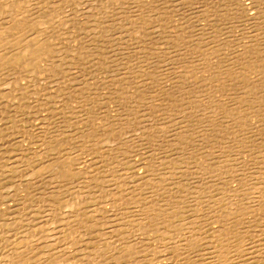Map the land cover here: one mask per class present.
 <instances>
[{
    "label": "rangeland",
    "instance_id": "374dc122",
    "mask_svg": "<svg viewBox=\"0 0 264 264\" xmlns=\"http://www.w3.org/2000/svg\"><path fill=\"white\" fill-rule=\"evenodd\" d=\"M263 31L264 0H0V264H255Z\"/></svg>",
    "mask_w": 264,
    "mask_h": 264
},
{
    "label": "bare ground",
    "instance_id": "6f19581e",
    "mask_svg": "<svg viewBox=\"0 0 264 264\" xmlns=\"http://www.w3.org/2000/svg\"><path fill=\"white\" fill-rule=\"evenodd\" d=\"M26 3V2H25ZM27 3H29L28 1H27ZM29 4H31V2L29 3ZM24 6H25V4H24ZM29 8V7H28ZM62 8H63V6H62ZM234 9V8H233ZM11 10V9H10ZM16 10V9H15ZM35 11V10H34ZM11 12V11H10ZM13 12V11H12ZM39 12V11H38ZM18 13V12H17ZM17 13H15V14H17ZM35 13V12H34ZM223 13V12H222ZM19 15V14H18ZM18 15H17V17L14 15V17H16V18H18ZM235 15V14H234ZM252 15V14H251ZM6 16V15H5ZM23 16H26V15H23ZM232 16V15H231ZM7 17V16H6ZM13 17V18H14ZM47 17V16H46ZM45 17V18H46ZM249 17H250V15H249ZM4 18V20H5V17H3ZM34 18V17H33ZM248 18V17H247ZM220 19V18H219ZM253 19V18H252ZM12 20V19H11ZM22 20H24V19H22ZM18 21V20H17ZM17 21H16V23H17ZM210 21V20H209ZM213 21V20H212ZM1 22H3V21H1ZM12 22V21H11ZM18 22H20V21H18ZM31 22V21H30ZM8 23V22H7ZM6 23V24H7ZM209 23V22H208ZM5 24V25H6ZM12 24H15V23H13L12 22ZM18 24H20V23H18ZM22 24V23H21ZM24 24V23H23ZM37 24V23H36ZM42 24V23H41ZM10 25V24H9ZM8 25V26H9ZM38 25V24H37ZM2 26H4V25H2ZM10 26H12V25H10ZM15 26V25H14ZM13 26V27H14ZM27 26V24L24 26V27H26ZM214 26V25H213ZM17 26H15V28H16ZM21 27V25L19 26V28ZM31 27V26H30ZM185 27V26H184ZM227 27H229V26H227ZM23 28V27H22ZM22 28H21V30H22ZM27 28H28V26H27ZM36 28H38V27H36ZM178 28V27H177ZM5 29V28H4ZM3 29V30H4ZM3 30L1 31V33H3ZM6 30H7V28H6ZM11 30V29H10ZM9 30V31H10ZM17 30H20V29H17ZM20 30V32L21 33H23L22 31ZM26 30V29H25ZM43 30V29H42ZM5 31V30H4ZM23 31H24V29H23ZM255 31V30H254ZM16 31H14V33H15ZM19 31H17V33H18ZM26 32H28V31H26ZM42 32V31H41ZM179 32H181V31H179ZM252 32V31H251ZM264 32V31H263ZM9 33H11V32H9ZM13 33V32H12ZM11 33V34H12ZM4 34H6V33H4ZM182 34V33H181ZM3 35V34H2ZM7 35V34H6ZM10 35V34H9ZM18 35H20L19 33H18ZM25 35V34H24ZM1 36V35H0ZM32 37H34L33 35H31ZM41 36V35H40ZM39 36V37H40ZM256 36H257V34H256ZM2 37V36H1ZM9 37H11V36H9ZM14 36H12V38H13ZM255 37V36H254ZM27 38V37H26ZM264 38V37H263ZM3 39H5V37L3 38ZM2 39V40H3ZM7 39V38H6ZM19 38H17V40H18ZM21 39V38H20ZM23 39V38H22ZM21 39V40H22ZM29 39V38H28ZM30 39H33V38H30ZM183 39V38H182ZM7 40H9V39H7ZM11 40V39H10ZM14 40V39H13ZM16 40V39H15ZM25 40V39H24ZM23 40V41H24ZM27 40V39H26ZM25 40V41H26ZM40 40V39H39ZM38 40V41H39ZM260 40V39H259ZM264 40V39H263ZM3 41H5V40H3ZM2 41V42H3ZM20 41V40H19ZM18 41V42H19ZM24 41V42H25ZM28 41V40H27ZM43 41V40H42ZM171 41V40H170ZM194 41V40H193ZM231 41V40H230ZM1 41H0V44L2 43ZM13 42V41H12ZM21 42V41H20ZM33 42H36V41H33ZM247 42V41H246ZM11 43V42H10ZM14 43V42H13ZM23 43V42H22ZM27 43V42H26ZM25 43V44H26ZM28 43H30L29 41H28ZM28 43H27V45H28ZM37 43V42H36ZM35 43V44H36ZM198 43V42H197ZM200 43V42H199ZM243 43V42H242ZM15 44H16V42H15ZM24 44V43H23ZM31 44V43H30ZM229 44V43H228ZM227 44V45H228ZM245 44V43H244ZM6 45H8V44H6ZM5 45V46H6ZM37 45V44H36ZM171 45V44H170ZM193 45V44H192ZM2 45H0V47H1ZM4 46V47H5ZM15 46H17V44L15 45ZM19 46V45H18ZM33 46V45H32ZM38 46V45H37ZM189 46V45H188ZM205 46V45H204ZM20 47V46H19ZM23 47V46H22ZM24 47H26V45L24 46ZM28 48H31V46H27ZM34 47H36V46H34ZM41 47V46H40ZM1 48H3V47H1ZM8 48V47H7ZM10 48V47H9ZM8 48V49H9ZM17 48V47H16ZM16 48H14V49H16ZM38 48V47H37ZM186 48V47H185ZM5 49V48H4ZM11 49V48H10ZM13 49V50H14ZM18 49V48H17ZM25 49V48H24ZM32 50H34L33 48H31ZM30 49V50H31ZM41 49V48H40ZM250 50H251V47L249 48ZM264 49V48H263ZM1 50V49H0ZM20 50V49H19ZM23 50V49H22ZM29 50V53L27 54V56H28V61L29 62H32L33 60H36V58H38V56H39V54H41V52L38 54V49H35V50H37V51H35V52H37V53H35L34 51V53H32V50L30 51ZM46 50V49H45ZM239 50H240V48H239ZM255 50V49H254ZM260 50V49H259ZM2 51V50H1ZM1 51H0V53H1ZM4 51V50H3ZM2 51V52H3ZM203 52H204V50H202ZM241 51V50H240ZM6 52V51H5ZM11 52V51H10ZM17 52V51H16ZM25 52V51H24ZM189 52V51H188ZM7 53V52H6ZM8 53H9V51H8ZM23 53V52H22ZM190 53V52H189ZM241 53H243L242 51H241ZM11 53H9V55H10ZM25 54V53H24ZM194 54V53H193ZM2 55V54H1ZM5 55V54H4ZM14 55H16V53L14 54ZM43 55H44V52H43ZM208 55V54H207ZM221 55V54H220ZM225 55V54H224ZM251 55H253L252 53H251ZM26 56V55H25ZM42 56V55H41ZM241 56V55H240ZM260 56V55H259ZM198 57V56H197ZM25 58V57H24ZM27 58V57H26ZM25 58V60L27 61V59ZM233 58V57H232ZM0 59H1V57H0ZM4 59V58H3ZM2 59V60H3ZM19 60V59H18ZM188 60V59H187ZM241 60V59H240ZM22 61H23V59H22ZM38 61H40L39 59H38ZM248 61V60H247ZM7 62H9V61H7ZM12 62V61H11ZM17 62H20V61H16V62H14V64H16ZM180 62H182V60L180 61ZM185 62V61H184ZM183 62V63H184ZM206 62V61H205ZM242 62V61H241ZM1 63V62H0ZM37 64H38V62H36ZM35 63V64H36ZM250 63V62H249ZM2 64V63H1ZM1 64H0V66H1ZM20 64H22V63H20ZM20 64H17V65H20ZM28 64V63H27ZM174 64V63H173ZM3 65V64H2ZM30 65V64H29ZM4 66H5V64H4ZM3 66V67H4ZM13 66H16V65H13ZM40 66V65H39ZM38 66V67H39ZM214 66V65H213ZM260 66V65H259ZM8 67H9V65H8ZM18 67V66H17ZM207 67V66H206ZM1 68V67H0ZM6 68V67H5ZM14 68H16V67H14ZM30 68V67H29ZM28 68V69H29ZM33 68V67H32ZM34 68H35V66H34ZM33 68V69H34ZM235 68V67H234ZM12 69V68H11ZM27 69V70H28ZM237 69V68H236ZM23 71H24V66H23V69H22ZM26 70V71H27ZM31 70V69H30ZM4 71V70H3ZM25 72V71H24ZM30 72V71H29ZM217 89V88H216ZM219 89V88H218ZM215 93V92H214ZM214 93H213V95H214ZM247 93V92H246ZM241 94V93H240ZM242 114V113H241ZM248 115V114H247ZM238 116V115H237ZM236 116V117H237ZM262 116V115H261ZM234 117V116H233ZM249 117V116H248ZM251 117V116H250ZM227 118V117H226ZM243 118V117H242ZM241 118V119H242ZM238 119H239V117H238ZM225 120V119H224ZM231 121V120H230ZM259 120H257V122H258ZM219 123V122H218ZM199 124V123H198ZM253 125V124H252ZM225 127V126H224ZM223 128V127H222ZM227 130H228V128H227ZM257 130V129H256ZM203 131V130H202ZM255 131V130H254ZM261 133V132H260ZM203 134V133H202ZM262 136V135H261ZM260 140V139H259ZM262 141V140H261ZM249 149H250V147H249ZM247 157V156H246ZM59 159V158H58ZM255 159V158H254ZM244 160V159H243ZM61 161V160H60ZM66 162V161H65ZM252 162V161H251ZM264 162V161H263ZM56 163V162H55ZM261 163V162H260ZM259 163V164H260ZM240 164V163H239ZM248 164V163H247ZM264 164V163H263ZM50 166V165H49ZM69 166V165H68ZM242 166V165H241ZM253 166V165H252ZM264 168V167H263ZM71 169H72V166H71ZM261 169V168H260ZM67 170H68V168H67ZM243 170V169H242ZM245 170V169H244ZM257 170V169H256ZM74 171V170H73ZM67 172V171H66ZM264 172V171H263ZM71 172H69V174H70ZM250 173V172H249ZM64 174H65V172H64ZM260 174V173H259ZM258 174V175H259ZM74 175V174H73ZM246 175V174H245ZM252 177V176H251ZM263 177H264V174H263ZM263 180V179H262ZM248 184H250V183H248ZM247 184V185H248ZM262 185V184H261ZM254 186H256V184L254 185L253 184V187ZM258 186V185H257ZM256 186V187H257ZM232 187V186H231ZM235 188V187H234ZM258 188V187H257ZM250 189V188H249ZM260 189V188H259ZM264 189V188H263ZM243 190V189H242ZM240 191V190H239ZM229 192H231V191H229ZM237 192V191H236ZM261 192V191H260ZM264 192V191H263ZM119 193V192H118ZM131 193V192H130ZM245 194V193H244ZM258 194V193H257ZM120 195H121V193H120ZM256 195V194H255ZM259 195V194H258ZM232 196H234V195H232ZM257 196V195H256ZM235 197V196H234ZM239 197H240V195H239ZM251 197H252V195H251ZM259 197V196H258ZM230 198V197H229ZM247 198H249V197H247ZM254 198H255V196H254ZM246 199V198H245ZM244 199V200H245ZM123 200V199H122ZM222 200V199H221ZM234 200H236V199H234ZM243 200V199H242ZM259 200V199H258ZM219 201V200H218ZM232 201V200H231ZM227 202H229V200L227 201ZM237 202H238V200H237ZM240 202V201H239ZM230 203V202H229ZM264 203V202H263ZM230 204H232V203H230ZM246 205V204H245ZM255 205V204H254ZM263 205V204H262ZM235 206V205H234ZM239 206H241L240 204H239ZM244 206V205H243ZM182 207V206H181ZM196 207V206H195ZM236 207V206H235ZM249 206H247V208H248ZM263 207V206H262ZM183 208V207H182ZM202 208V207H201ZM204 208V207H203ZM239 208H241V207H239ZM244 208V207H243ZM242 208V209H243ZM254 208V207H253ZM256 208V207H255ZM237 209V207L235 208V210ZM197 210V209H196ZM213 210V209H212ZM215 210H216V208H215ZM229 210V209H228ZM234 210V209H233ZM232 210V211H233ZM201 211H202V209H201ZM230 211V210H229ZM241 211V210H240ZM255 211H258V209L256 208V210ZM220 212V211H219ZM226 212V211H225ZM234 212V211H233ZM259 212V211H258ZM261 212V211H260ZM175 213V212H174ZM208 213V212H207ZM213 213V212H212ZM230 213V212H229ZM228 213V214H229ZM242 213V212H241ZM262 213V212H261ZM227 214V213H226ZM245 214V213H244ZM254 214H256V212L254 213ZM264 214V212L262 213V215ZM194 215H196L195 213H194ZM242 215V214H241ZM257 215V214H256ZM145 216V215H144ZM164 216H166V215H164ZM197 216V215H196ZM195 216V217H196ZM211 216V215H210ZM221 216V215H220ZM259 216V215H258ZM142 217V216H141ZM145 217H147V216H145ZM193 217V216H192ZM194 217V219H196ZM235 217V216H234ZM252 217H253V215H252ZM166 218H168V217H166ZM166 218H165V220H166ZM217 218V217H216ZM222 218V217H221ZM229 218H230V216H229ZM229 218H228V220H229ZM233 218V217H232ZM262 218V217H261ZM154 219V218H153ZM231 219V218H230ZM249 219V218H248ZM251 219V218H250ZM258 219H260V218H258ZM263 219V218H262ZM262 219H261V222H262ZM138 220V219H137ZM225 220V219H224ZM227 220V219H226ZM40 221V220H39ZM154 221V220H153ZM163 221V220H162ZM185 221V220H184ZM219 221V220H218ZM235 221H237V220H235ZM258 221H260V220H258ZM42 222V221H41ZM152 222V221H151ZM179 222V221H178ZM181 222V221H180ZM194 222V221H193ZM200 222V221H199ZM234 222V221H233ZM232 222V223H233ZM160 223V222H159ZM225 223H226V221H225ZM231 223V222H230ZM239 223V222H238ZM242 223V222H241ZM169 223H167L166 225H168ZM173 224V223H172ZM176 224H178V223H176ZM203 224H204V221H203ZM207 224V223H206ZM227 224V223H226ZM234 224H235V222H234ZM38 225V224H37ZM41 225H42V223H41ZM159 225V224H158ZM183 225V224H182ZM192 225V224H191ZM264 225V224H263ZM72 226V225H71ZM146 226H147V224H146ZM187 226H188V224H187ZM204 226V225H203ZM226 226V225H225ZM260 226H261V223H260ZM201 227V226H200ZM210 227V226H209ZM208 227V228H209ZM221 226H219V228H220ZM235 227V226H234ZM247 227V226H246ZM141 228V227H140ZM203 228V227H202ZM214 228H217L216 226L214 227ZM222 229L224 228V227H221ZM226 228V227H225ZM224 228V229H225ZM249 228V227H248ZM253 228H255V227H252V229ZM258 228V227H257ZM150 229V228H149ZM184 229V228H183ZM188 229V228H187ZM190 229V228H189ZM197 229V228H196ZM222 229H220V230H222ZM236 229V228H235ZM162 230H164V229H162ZM193 230V229H192ZM199 230V229H198ZM211 230H212V232H214L215 233V235L217 236V243L216 244H218V245H221L223 242H224V239L223 238H225V237H223L222 238V233H223V231H220V230H214L213 229V227H211ZM247 230V229H246ZM255 230V229H254ZM262 230H264V229H261V230H256L258 233H259V231H260V233H259V235H254V234H252V235H249V238H250V240H248V242H246V243H243L242 244V241H240L241 240V236H239L238 238H237V240H235V241H232V239H231V237H230V240L233 242V247H234V251L235 252H238L239 253V255H240V257L242 256V253L244 254V257H250L249 258V260L250 259H252V261L254 260V261H256V263L255 264H264V252H259V249H263L264 248V232L262 231ZM65 231V230H64ZM148 231V230H147ZM175 231V230H174ZM233 231V230H232ZM232 231H230V233L232 232ZM173 232V231H172ZM171 232V233H172ZM175 232H177V231H175ZM188 233H189V231H187ZM186 232V233H187ZM206 232V231H205ZM229 232V231H228ZM227 231H226V229H225V233L227 234L228 233ZM242 232V231H241ZM135 233V232H134ZM162 233V232H161ZM174 233V232H173ZM191 233H192V231H191ZM229 233V234H230ZM238 232L236 231L235 232V230H234V232L232 233V235H233V237L237 234ZM245 233H246V231H245ZM249 233V232H248ZM251 233H254L253 231H251ZM258 233H256V234H258ZM175 234V233H174ZM181 234V233H180ZM196 235V234H195ZM199 235V234H198ZM241 235V234H240ZM28 236V235H27ZM67 236V235H66ZM175 236V235H174ZM192 236V235H191ZM215 236V237H216ZM242 236L244 237V235H243V232H242ZM185 237V236H184ZM192 237H194V236H192ZM202 237V236H201ZM213 237V236H212ZM215 237H214V240H215ZM67 238V237H66ZM139 238V237H138ZM176 238V237H175ZM186 238H187V236H186ZM205 238V237H204ZM210 238H211V236H210ZM245 238V237H244ZM3 239V238H2ZM22 239V238H21ZM173 239H174V237H173ZM188 239V238H187ZM202 239H203V237H202ZM201 239V240H202ZM228 239V238H227ZM262 239H263V242H262ZM186 240V239H185ZM226 240V239H225ZM242 240H243V238H242ZM245 240V239H244ZM72 241V240H71ZM162 241V240H161ZM168 241V240H167ZM180 242H181V240H179ZM178 241V242H179ZM247 241V240H246ZM157 242V241H156ZM182 242H183V240H182ZM190 241H188V243H189ZM196 242H198V241H196ZM230 242V241H229ZM10 243V242H9ZM85 243V242H84ZM186 243V242H185ZM214 243V242H213ZM231 243V242H230ZM27 244V243H26ZM141 244V243H140ZM175 244H176V242H175ZM198 244V243H197ZM37 245V244H36ZM135 245V244H134ZM157 245V244H156ZM177 245V244H176ZM187 244H185V246H186ZM206 245V244H205ZM4 246V245H3ZM152 246V245H151ZM189 246V245H188ZM210 246V249L212 248V250H213V252H212V255L213 256H209V257H207L205 260L206 261H204V263H202V264H232V258H230V257H228L229 256V254H230V250L228 249V248H221L220 246H217V245H214V244H210L209 245ZM228 246V244L226 245V247ZM58 247V246H57ZM56 247V248H57ZM182 247H183V244H182ZM218 247V248H217ZM261 247V248H260ZM3 248V247H2ZM126 248V247H125ZM230 248V247H229ZM232 248V247H231ZM179 249V248H178ZM177 249V250H178ZM204 249V248H203ZM257 249H258V252H257ZM27 250H29V249H27ZM133 250V249H132ZM144 250V249H143ZM180 250V249H179ZM206 250H209L208 248L206 249ZM252 250H255V252L254 253H256V255L255 256H252ZM48 251V250H47ZM191 251V250H190ZM20 252V251H19ZM22 252V251H21ZM26 252V251H25ZM28 252V251H27ZM66 252V251H65ZM152 252V251H151ZM155 252V251H154ZM175 252V251H174ZM199 252V251H198ZM6 253V252H5ZM184 253V252H183ZM196 253V252H195ZM28 254V253H27ZM44 254V253H43ZM114 255V254H113ZM169 255V254H168ZM199 255H201V254H199ZM206 255V254H205ZM236 255V254H235ZM56 256V255H55ZM99 256V255H98ZM201 256H203V255H201ZM236 256H238V255H236ZM44 257V256H43ZM52 257V256H51ZM100 257V256H99ZM160 257H162V256H160ZM160 257H159V259H160ZM193 257V256H192ZM231 257H233V256H231ZM239 257V256H238ZM243 257V256H242ZM19 258V257H18ZM49 258H50V256H49ZM189 258H191V256H189L188 257V259ZM11 259V258H10ZM14 259V258H13ZM31 259V258H30ZM39 259H41V258H39ZM173 259H174V257H173ZM182 259V258H181ZM243 259V258H242ZM56 260V259H55ZM95 260H97V259H95ZM153 260V259H152ZM152 260H151V262H152ZM184 261H185V258L183 259ZM183 260H181V261H183ZM248 260V259H247ZM10 261V260H9ZM173 261V260H172ZM192 261H195V260H192ZM198 262H200L199 260H197ZM14 263H12V264H15L16 262H15V260L13 261ZM27 262V261H26ZM53 262H54V260H53ZM91 262V261H90ZM135 262H136V260H135ZM187 262V261H186ZM245 262H247V261H245ZM86 263H88V262H86ZM145 263V262H144ZM164 263V262H163ZM179 263V262H178ZM194 263V262H193ZM27 264V263H26ZM30 264V263H29ZM97 264V263H96ZM99 264V263H98ZM152 264V263H151ZM165 264V263H164ZM167 264V263H166ZM171 264V263H170ZM187 264V263H186ZM234 264H237V262L235 261V263ZM238 264H242V261H238ZM244 264V263H243ZM245 264H247V263H245ZM251 264H254V263H251Z\"/></svg>",
    "mask_w": 264,
    "mask_h": 264
}]
</instances>
